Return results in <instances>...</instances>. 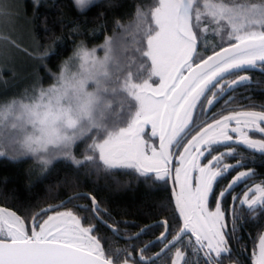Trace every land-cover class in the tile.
<instances>
[{"label": "snow or ice", "instance_id": "snow-or-ice-1", "mask_svg": "<svg viewBox=\"0 0 264 264\" xmlns=\"http://www.w3.org/2000/svg\"><path fill=\"white\" fill-rule=\"evenodd\" d=\"M75 2L83 10L87 0ZM4 11L0 8V14ZM150 17L140 13L129 27L117 21L118 28L133 35V57L112 61L106 55L99 60L94 52L80 47L76 56L82 60L91 57L86 69L71 77L62 74L58 86L42 92L32 105L13 102L20 111L21 131L27 133L26 124H32L34 131L10 143L19 144L14 151L31 153L55 145L60 152L50 153L45 164L62 154L79 165L81 161L68 149L78 137L92 133L96 138L89 147L92 153H99L98 160L106 171L131 169L154 182L173 178L178 187V191L173 189L175 212L182 226L177 223L173 232L172 221H159L163 230L155 243L161 251L147 256L153 245H145L136 258L135 245L106 253L96 235V225L85 220L88 226H84L72 211H55L42 223L37 220L29 233L19 216L0 208V264H158V258L173 248L171 264H192L186 251L176 247L185 236L193 253L203 252V264H223L225 254L231 253L230 240L236 235L239 217L233 212L229 229L221 205L232 189L253 179L254 172L238 171L220 190L215 209L210 210L208 200L214 185L244 164L240 160L224 162L236 153L232 146L204 164L201 161L214 146L233 142L230 133L236 134L235 144L264 153V106L261 111H233L220 117L208 111L250 81L248 75L240 74L242 70L264 71V0L252 4L203 0V5L201 0H157ZM210 28L216 34L223 32L227 39L222 37L220 44L209 48L205 41ZM0 40L14 43L8 37ZM111 47L112 41H106V50ZM113 100H118L120 107L115 117L110 111ZM233 122L235 126H230ZM149 125L158 145L144 138ZM250 132L261 134V138H251ZM85 159L96 164L93 154ZM87 198L91 207L83 210L119 237L118 226L103 218L105 210L97 198L91 194ZM240 203L252 211L257 205L264 208V182L249 186ZM49 211L52 209L41 210ZM40 215L38 212L37 217ZM173 220H177L175 215ZM149 227L141 229L135 238ZM254 264H264V237Z\"/></svg>", "mask_w": 264, "mask_h": 264}, {"label": "trees", "instance_id": "trees-1", "mask_svg": "<svg viewBox=\"0 0 264 264\" xmlns=\"http://www.w3.org/2000/svg\"><path fill=\"white\" fill-rule=\"evenodd\" d=\"M156 3L157 0H93L88 7L80 10L73 0H25L22 16L27 41L23 42L26 51L21 53L24 58L23 65L12 66L13 72L7 71L3 79L0 77V114L3 106L11 101L32 99L40 91H48L65 63L76 57L75 53L80 47L93 51L102 58L108 55L112 61L133 57V35L131 32L125 33L122 27L118 28L117 21L120 25L129 27L134 26L140 13L150 19V12ZM222 37L225 39V35L221 33L215 36L208 31L205 43L211 48L220 44ZM108 40L112 41L110 51L105 48ZM135 70L133 67L132 71ZM241 73L248 75L250 81L232 91L231 105H240L244 109L257 107L262 110L264 71L260 68L245 69ZM112 103L113 108L110 111L115 117L120 114L119 101L113 100ZM129 103L135 106L134 101ZM1 118L6 122L0 121V153H3L0 155V208L14 212L24 221L27 229L39 211L53 207L76 194L94 195L105 210L103 218L110 223H116L119 232L128 230V235L137 233L141 227L166 219L173 222L174 232L177 223L180 224L169 180L154 182L131 169L106 171L103 163L98 160L99 153H92L89 147L96 138L92 133L78 137L68 149L71 156L81 161V164H75L72 159L62 154L52 156L50 162L45 164L44 160L49 158V154L59 153L60 149L49 145L47 151L32 154H26L23 150L14 151V148L20 147L19 144L10 143L18 139L14 133L16 130L13 129L16 119L13 116ZM86 150L97 158L96 164L83 159L80 152ZM238 150L241 153L240 161L244 164L238 169L254 172L256 168L257 184L264 182V153L248 148ZM235 172L237 171H232ZM224 184L226 178H221L214 186V195L219 194ZM82 201L87 202L88 208L91 207L85 196L71 199L66 207ZM74 209L84 226L96 225V235L106 253L109 249L123 251L135 245L133 256L137 258L139 250L145 245H153L147 251V256H153L161 250L159 244L151 243L163 230L159 224L150 227L138 238L125 241L113 236L111 231L92 218L90 212ZM224 210L227 214L235 212L239 217L237 231L241 230L246 238L250 235L256 236L257 243L259 242L264 233V208L257 205L255 211H252L248 206H234L231 211L230 205L226 204ZM174 215L177 220H173ZM44 216L41 215L36 221L41 222ZM85 220L88 224H85ZM176 247L186 250V258H190L188 236L182 238ZM174 250L175 248L159 257L158 264H170L169 255ZM190 259L194 264H203L197 263L192 257Z\"/></svg>", "mask_w": 264, "mask_h": 264}, {"label": "rangeland", "instance_id": "rangeland-1", "mask_svg": "<svg viewBox=\"0 0 264 264\" xmlns=\"http://www.w3.org/2000/svg\"><path fill=\"white\" fill-rule=\"evenodd\" d=\"M24 1L25 0H0V8H3L5 10L3 14H0V37H8L11 41H14V43H9V42H5L3 40H0V77L2 79H3V77L6 76V75H4V73H6L7 71L8 72L10 71V73L13 72V69H11L12 66H18L19 67V66L23 65L24 58L22 57L21 53L23 51H26L23 48V42L27 41L26 37H25V35H26L25 28H24L25 24H24V20H23V16H22V14H23L22 8L24 6ZM33 1H36V0H33ZM92 1L93 0H87V2L82 6V9H85L86 7H88ZM73 2L76 5V7L78 8L75 0H73ZM211 2L215 3V2H217V0L216 1L211 0ZM235 2L237 4L247 3V2H244L243 0L242 1L236 0ZM252 3H257V2H249L248 4H252ZM201 5H203V0H201ZM78 9H80V8H78ZM209 31L212 32L215 36L220 35V34L214 33L211 28L209 29ZM221 35H224V33L221 32ZM226 39H227V37L225 36L224 40H226ZM85 51L88 53H93V51H87V50H85ZM94 56L96 59H99V60L104 59V57L102 58V57L96 55L95 52H94ZM90 63H91V57L88 60H82L78 56H76L70 62L65 63V65L63 66L57 80L54 83H52V85L49 87L48 91L52 88L57 87L58 81H60L63 77H71L72 75L76 74L77 72L83 71L84 69H86L88 67V65ZM82 65L84 66V68L81 67ZM62 74H63V77H62ZM89 86H91V85H89ZM42 92H45V91H40V93H37L36 96L32 99L11 101L10 103H7L5 106H3L2 110H1L0 121L2 123L6 122V121L1 117L13 116L16 119V124L14 125L13 129L16 130V131H14V133H15V135L18 136L19 140L24 139L26 134H32L34 129H33L32 124H26L27 133H24L21 131V129H20L21 120L18 119L20 117V111L16 107L13 106V102H15L17 104L32 105L38 100V98L40 97ZM209 98H211V97H209ZM195 117H196V114H194V118ZM1 122H0V124H1ZM250 133H252V132H250ZM37 135H38V133H37ZM143 135H144V138L149 141V143L155 142V144L158 145L159 141H155V139L157 137H152V135H151L150 125L145 127V131H144ZM253 139H255V138H253ZM80 153L83 155L84 160H86L85 157L87 155L91 154V152L89 150H86V151H83ZM192 175L195 176L196 174L193 173ZM175 188L178 191V187L176 185H175ZM65 205L62 208L55 210V211H72L76 214L75 209L72 208L73 205H70V207H66ZM214 209H210V210H214ZM55 211L50 212L48 214H44L45 216L40 223H42L44 219H47L48 215H54ZM34 222H33V226H35ZM30 224H31V222H30ZM28 227H29L28 229H27V227H25V230L28 232L30 230V232H31L30 225ZM261 237H264V233L260 236V239H261ZM259 244H260V240L257 243V254L256 255L259 254ZM254 261H255V259H254Z\"/></svg>", "mask_w": 264, "mask_h": 264}, {"label": "flooded vegetation", "instance_id": "flooded-vegetation-1", "mask_svg": "<svg viewBox=\"0 0 264 264\" xmlns=\"http://www.w3.org/2000/svg\"><path fill=\"white\" fill-rule=\"evenodd\" d=\"M240 74H242V73H240ZM230 94H232V91L230 92ZM230 94L227 95L226 98L222 97L220 102H218L217 104H214L212 107H210L208 109V111L211 112L214 117H220L222 114L223 115H227V114H229V113H231L233 111H245V110H248V111H261L260 109H257V107L256 108L244 109L240 105H231ZM205 118L207 119L208 117H205ZM230 126H234V122L232 124H230ZM230 134L233 135V142H230L228 145L221 144V145L214 146V151H212L211 154L206 155V157L201 161L202 164L206 163L208 159H211V156L219 155L222 152H226L228 147H230V146L236 148V153L234 154L233 157L226 158L224 162L225 163L234 164V163L237 162V160H240V154L241 153H240V151L238 149L247 148V147L243 146V145L235 144L234 141L236 140V134L235 133H230ZM249 135L252 138H255V139H260L261 138V134H259V133H250ZM155 141H158V138H156ZM250 150H252V149H250ZM252 151L257 152L255 150H252ZM175 164H176V161L173 160V166H175ZM232 171H237V172L232 173ZM232 171L228 175L223 177V178H226V184L223 185V188L226 187V185L238 173V171H241V170L233 169ZM254 172H255L254 173V179H252L250 181H247L246 183H242V184L237 185L234 189L231 190L230 194L227 195L224 198V200L222 202V205H221L223 210H224V205H226V204L230 205L231 211L234 210V206L235 207H237V206H247V204H243L242 205L240 203V200L243 199V194L245 193V191L248 189L249 186H253L254 187L255 184H257V173H256L257 169L256 168H255ZM149 175H153V174H149ZM168 180H169V185H170L171 192H172L173 199H174L173 189L175 188V184H174L173 178H172V187H173V189H172L171 183H170V178H168ZM249 195H251V194H249ZM216 196H218V195L217 194L214 195V190H213V194L209 196V200H208L209 209H214L215 208V197ZM233 197H238L239 199L233 200ZM86 203L87 202H85V201H82L80 203H75V204H73V208H76V209H78L79 211H82V212H86V211L83 210L84 207L87 206ZM89 204H91L90 199H89ZM174 204H175V201H174ZM87 207H89V206H87ZM177 216H178V213H177ZM232 219H233V214H227V222H228V225L230 227L232 226L231 225ZM157 222H159V221H157ZM180 225L182 226V221H180ZM146 226L141 227V229L145 228ZM141 229H139V231ZM120 231H121V232H119L120 236L119 237L116 236L119 239L120 238L131 237V236L136 234L135 233V234H132V235H128L129 234L128 230H120ZM29 233H30V230H29ZM188 235L190 236V234H188ZM185 237H187V236H185ZM151 243H149V244H151ZM245 243H249V245L248 244L246 245ZM230 244L232 245V246L229 245V247L231 248V253L230 254H225V258L223 260V264H254V259H255V256L257 254V237L256 236H251L250 235V236H248V238H246V237H244L242 231L238 230L236 232L235 237L231 238ZM174 252H175V250L172 252L171 255H169L170 264H171V257L174 255ZM189 254H190V258L192 257V259L195 260L197 263L203 262V258H204L203 252H200V253L197 254V253H193V251L191 249ZM138 256H139V252L137 254V258H138ZM191 262H192V260H191ZM192 264H194V263L192 262Z\"/></svg>", "mask_w": 264, "mask_h": 264}, {"label": "water", "instance_id": "water-1", "mask_svg": "<svg viewBox=\"0 0 264 264\" xmlns=\"http://www.w3.org/2000/svg\"><path fill=\"white\" fill-rule=\"evenodd\" d=\"M170 182H171V178H170ZM171 187H172V182H171ZM172 189H173V187H172ZM78 196H85V197H88V194H76V195L70 196V197H68L67 199H65L63 202H61V203H59V204H57V205H55V206H53V207L47 208V209H52V211H49V212H47V213H44V212L39 211V213H41V215H44V214H48V213H50V212H53V211H55V210H58V209L62 208L65 204H67V203H65V202L69 201L70 198L73 199V198H76V197H78ZM41 215H40V216H41ZM34 218H35V220L38 218V217H37V214L33 217L32 221H31V224H30L31 230H32V228L34 227V226H33V222L35 221ZM158 224H159V222H155V223H152V224H150V225H148V226H154V225H158ZM149 228H150V227H149ZM139 232H140V231H139ZM136 234H137V233H136ZM136 234L133 235V236H131V237H132V238H135V237H136ZM128 238H130V237H127V238H120V239L125 240V241H129ZM132 240H133V239H132ZM156 240H157V239H156ZM156 240L153 241L152 243H155ZM178 242H179V241H178ZM178 242H177V243H178ZM160 251H161V250H160ZM154 256H155V255H154ZM138 257H139V256H138Z\"/></svg>", "mask_w": 264, "mask_h": 264}, {"label": "clouds", "instance_id": "clouds-1", "mask_svg": "<svg viewBox=\"0 0 264 264\" xmlns=\"http://www.w3.org/2000/svg\"><path fill=\"white\" fill-rule=\"evenodd\" d=\"M22 140H23V139H22ZM24 152H25L26 154H27V153H31V152H28L27 150H25Z\"/></svg>", "mask_w": 264, "mask_h": 264}]
</instances>
